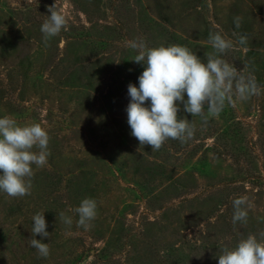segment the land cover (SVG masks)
<instances>
[{
  "label": "rangeland",
  "instance_id": "rangeland-1",
  "mask_svg": "<svg viewBox=\"0 0 264 264\" xmlns=\"http://www.w3.org/2000/svg\"><path fill=\"white\" fill-rule=\"evenodd\" d=\"M55 4L67 30L45 44L40 29ZM216 31L234 43L247 34L222 58L238 70L247 63L264 90V0H0V117L40 123L51 137L31 195L0 192V264H218L219 249L264 232V91L207 124L181 104L195 137L159 151L127 123L128 85L138 87L146 67L129 41L179 44L206 60ZM240 196L253 206L233 225ZM85 198L98 202L89 230L73 211ZM38 212L52 233L36 236L49 243L47 258L29 244Z\"/></svg>",
  "mask_w": 264,
  "mask_h": 264
},
{
  "label": "clouds",
  "instance_id": "clouds-1",
  "mask_svg": "<svg viewBox=\"0 0 264 264\" xmlns=\"http://www.w3.org/2000/svg\"><path fill=\"white\" fill-rule=\"evenodd\" d=\"M48 11L50 15L40 29L45 44L59 36L62 30H67L68 23L65 15L56 10V4ZM233 23L236 29H240L242 18L234 17ZM208 42L213 52L204 60L187 46L149 47L142 39L129 41V47L138 53L133 61L146 65L138 77L139 86L128 85L130 103L126 108L131 136L141 146L150 145L152 151H159L170 139L182 144L194 139L197 131L195 120L178 117L181 104L184 112L200 117L207 124L226 106L236 107L239 102L259 96L264 91L247 63L238 70L222 58L235 44L246 46L247 34H240L234 43L220 31L210 32ZM146 102H150L148 106ZM50 139L48 129L40 123L22 125L11 115L0 117V192L12 198L31 195L34 168L40 169L48 164ZM232 204L233 225L246 223L248 210L253 206L249 198L240 196ZM97 209L98 202L94 198L83 199L73 210L78 215L76 227L89 230L97 217ZM58 215L65 225H73L72 216L64 212ZM32 220L29 244L40 257L47 258L50 255L49 243L36 239L38 235L51 237L45 215L38 212ZM219 252L218 264H264V232L248 234L234 248L224 247Z\"/></svg>",
  "mask_w": 264,
  "mask_h": 264
}]
</instances>
